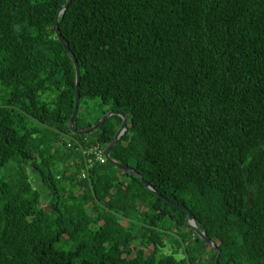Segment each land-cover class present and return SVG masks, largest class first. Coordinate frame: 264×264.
<instances>
[{"label": "trees", "instance_id": "1", "mask_svg": "<svg viewBox=\"0 0 264 264\" xmlns=\"http://www.w3.org/2000/svg\"><path fill=\"white\" fill-rule=\"evenodd\" d=\"M65 3L0 0V264H215L169 202L218 264H264V0H69L58 15L74 129L125 114L109 156L156 194L109 162L80 178L66 136L105 148L121 119L67 128ZM135 246L149 252L131 261Z\"/></svg>", "mask_w": 264, "mask_h": 264}, {"label": "water", "instance_id": "2", "mask_svg": "<svg viewBox=\"0 0 264 264\" xmlns=\"http://www.w3.org/2000/svg\"><path fill=\"white\" fill-rule=\"evenodd\" d=\"M69 0H66V3L60 8V10L58 11V14L55 17V22H54V27H55V34L57 37L58 42L62 45V47L64 48V50L66 51V53L68 54V56L71 58L73 66H74V70H75V99H74V105H73V110H72V114L67 122V128L69 129V131L72 134L75 135H87L89 133H91L92 131H95L97 129H99V127L111 116H117L121 119V124L120 127L118 129V131L116 132L115 136L113 137V139L111 140V142L104 148L103 151V155L106 158L107 162H109L111 165L115 166L116 168H118L120 171H122L123 173H126L128 175H131L137 179H139L144 187L151 191L152 193L156 194L154 192V190L145 182L143 181L142 177L140 175H138L137 173H135L132 169L120 165L118 164L116 161L112 160L109 156L111 149L115 146V144L117 143L118 140H120L121 136L125 133L126 128H127V116L123 113L120 112H115V111H108L107 113H105L94 125L90 126L87 129H83V130H76L73 127L75 118L77 116L78 113V104H79V78H80V74H79V68L77 65L76 60L74 59V56L72 55V53L70 52V50L68 49L67 45L65 44V42L63 41L59 28H58V15L63 13L67 6H68ZM171 205L175 206V207H179L182 211L187 213V219L185 222V226L189 229L192 230L193 233L202 241L204 242V244L212 249L215 253V264H218V259H219V250L216 248V246L214 245V243L206 236L205 232L201 231L197 224L196 221L193 217V215L184 207L181 205H177L175 203L169 202Z\"/></svg>", "mask_w": 264, "mask_h": 264}, {"label": "built area", "instance_id": "3", "mask_svg": "<svg viewBox=\"0 0 264 264\" xmlns=\"http://www.w3.org/2000/svg\"><path fill=\"white\" fill-rule=\"evenodd\" d=\"M74 146L76 151L80 153L79 162H81L82 167L80 169L79 175L81 179H85L88 176L89 171L93 168L94 165H102L107 162L106 158L103 155L104 148L100 145L96 144L87 146L66 136V148H73Z\"/></svg>", "mask_w": 264, "mask_h": 264}, {"label": "rangeland", "instance_id": "4", "mask_svg": "<svg viewBox=\"0 0 264 264\" xmlns=\"http://www.w3.org/2000/svg\"><path fill=\"white\" fill-rule=\"evenodd\" d=\"M128 124H127V129H128ZM27 175H28V181L31 185L32 190L36 191L39 194L40 197V202H39V207L47 210L48 209V204L50 200V193L47 187H45L38 176V173H36L31 167H27ZM120 227L125 226L124 222H119ZM149 252V249L147 248H142L139 246H135L132 251V256L130 257V260L136 259L137 254H147ZM163 252L166 254L170 253V247L166 245V247L163 249ZM175 257L177 259L182 258L183 254L182 251H178L175 254Z\"/></svg>", "mask_w": 264, "mask_h": 264}]
</instances>
